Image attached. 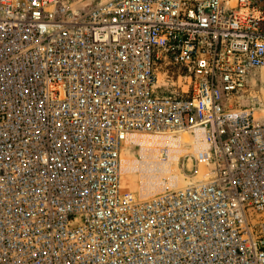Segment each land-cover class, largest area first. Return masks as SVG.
Masks as SVG:
<instances>
[{
    "label": "built area",
    "instance_id": "1",
    "mask_svg": "<svg viewBox=\"0 0 264 264\" xmlns=\"http://www.w3.org/2000/svg\"><path fill=\"white\" fill-rule=\"evenodd\" d=\"M263 91L264 0H0V264H264ZM140 134L194 180L123 189Z\"/></svg>",
    "mask_w": 264,
    "mask_h": 264
},
{
    "label": "rangeland",
    "instance_id": "2",
    "mask_svg": "<svg viewBox=\"0 0 264 264\" xmlns=\"http://www.w3.org/2000/svg\"><path fill=\"white\" fill-rule=\"evenodd\" d=\"M167 85L166 95L186 96L187 87L178 88L177 72L166 64H157ZM264 98V91L262 92ZM188 151L167 136L133 135L122 155V187L138 196L150 197L185 186L194 180L196 168L185 159ZM186 163L185 167L182 164ZM205 170V169H204ZM199 171L198 178L206 171Z\"/></svg>",
    "mask_w": 264,
    "mask_h": 264
}]
</instances>
